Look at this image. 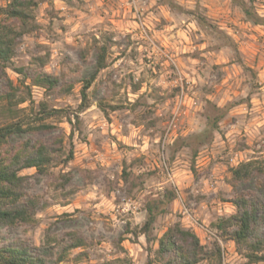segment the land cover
<instances>
[{
	"label": "rangeland",
	"instance_id": "obj_1",
	"mask_svg": "<svg viewBox=\"0 0 264 264\" xmlns=\"http://www.w3.org/2000/svg\"><path fill=\"white\" fill-rule=\"evenodd\" d=\"M33 15L37 28L19 40L15 75L7 73L17 93L11 113L0 102V127L54 126L51 134H18L14 145L62 139L57 159L40 174L54 177L50 199L30 195V185L26 193L38 198V211L54 209L66 230L36 248L53 249L49 264H165L156 256L158 240L180 223L198 230L208 264H225L220 243L231 239L212 222L236 208L233 199L212 200L220 194L217 180L231 189L232 170L264 152V26L248 21L232 0H104L103 8L96 0H41ZM101 49L106 66L97 70ZM15 69L42 70L60 85L33 86ZM7 91L0 82V92ZM41 103L60 113L47 117ZM216 108L225 116L219 131L205 136ZM169 192L175 199L147 238L140 233L146 208ZM240 195L261 200L256 189ZM72 236L85 245L58 262ZM209 236L213 248L206 250ZM12 242L35 247L20 226H0V243Z\"/></svg>",
	"mask_w": 264,
	"mask_h": 264
},
{
	"label": "trees",
	"instance_id": "obj_2",
	"mask_svg": "<svg viewBox=\"0 0 264 264\" xmlns=\"http://www.w3.org/2000/svg\"><path fill=\"white\" fill-rule=\"evenodd\" d=\"M50 1V0H44ZM41 0H10L5 7H0V82L4 83L7 92H0V102H5L7 112H12V102L16 98L17 88L9 78L4 69H10L17 54L18 42L27 34H31L37 28L33 11L38 7ZM239 6L245 17L256 26H264V18L256 14L254 7L249 10L244 0H232ZM173 7V3H169ZM205 23V21H200ZM105 49H101L97 62V70L104 69ZM19 74L26 75L33 86L47 88L49 90L60 85L57 76L47 74L39 70L36 73H29L26 69H15ZM94 76L86 80L82 89L83 101L87 99V90L90 88ZM72 86L65 89L70 92ZM43 112L47 117L59 114V111H47L44 103H41ZM86 105L82 103L81 109ZM220 112L214 118L208 119V128L204 131L205 136H212L219 131V124L225 116V111L216 108ZM79 121V115L75 116ZM27 126V127H25ZM54 126L42 123L40 125H25L21 122H12L0 127V226L15 228L21 222H26L30 216L38 211V198L29 197L26 193L27 185L24 183L28 176L18 178L17 173L24 168L36 166L40 168V174H45L47 168L57 159L62 150L61 137L57 136L53 143L41 139H26L18 145L11 140L18 134H51ZM74 132V131H73ZM264 176V161L253 160L243 162L232 170V179L238 181H252L259 184L256 188V196L239 195L231 202L236 208V214L225 219L216 218L212 225L223 236L235 240L237 249L249 250L251 264H258L264 260V256L257 255L264 252V182L257 177ZM175 199L174 193H166L159 200L154 201L146 208L147 219L140 230V233L147 238L157 217L167 212V208ZM233 228V229H232ZM232 229L230 232L229 230ZM85 241L81 237L72 236L69 244H66L62 251V262L67 253L71 250L82 248ZM54 256L53 249H47L43 253L39 248L28 246L21 242L0 243V264H49L48 259ZM156 256L165 264H199L207 259V252L201 244L198 235L191 229H185L180 223L167 229L158 240ZM148 264H154L149 259Z\"/></svg>",
	"mask_w": 264,
	"mask_h": 264
},
{
	"label": "clouds",
	"instance_id": "obj_3",
	"mask_svg": "<svg viewBox=\"0 0 264 264\" xmlns=\"http://www.w3.org/2000/svg\"><path fill=\"white\" fill-rule=\"evenodd\" d=\"M154 2V0H153ZM244 3L247 5L248 9L251 10L253 8L252 0H244ZM97 7L103 8L104 7V0H96ZM191 6V5H189ZM238 14L242 15L239 9H237ZM255 12L260 17H264V0H255ZM62 42V41H61ZM57 45H53L56 47ZM40 55H44V53H40ZM195 63V62H193ZM5 73H9L11 75H15L11 69H4ZM47 71V69H46ZM253 159H257L260 161H264V152L260 153L259 156H253ZM53 172L59 171L58 169H53ZM29 176L32 179H25L24 183L26 185H30V195L35 197H43L45 200L50 199V196L53 193L52 184L54 183V177L45 176L43 179L40 178V168L36 166L27 167L22 169L17 173L18 178H22L25 176ZM260 182H264V176L257 177ZM39 180V183H37ZM216 184L220 188V194L216 195L215 199L212 200V203L215 204L219 201L221 196L227 197L229 199H234L235 197L239 196L241 192H254L259 184H253L251 181H238L232 180V188H228L226 185L223 184V179H219L216 181ZM235 189V191L233 190ZM210 191L215 192V189ZM47 194V195H46ZM54 209H47L45 211H35L30 218L26 222H21L20 229H21V236L24 240L30 242L35 247H42L46 245L49 241V238L53 240H58L57 238L60 236L62 231L66 229L62 225H58L55 223L52 213ZM213 213H215L216 209H212ZM146 215V213H145ZM201 215H204L202 212ZM209 217L205 216V220ZM143 227V225H141ZM208 231H213L211 229H206L205 234ZM231 232V230H230ZM162 232H155L152 233V236L157 237L161 236ZM141 242H144V236L140 237ZM227 239V238H225ZM153 249H155V244L152 245ZM213 248L212 245V237H208V249L211 250ZM220 249L223 250V256L225 258V264H251L249 259L250 253L247 248L242 250L237 249V244L235 240H228L227 243L221 241ZM147 255V253H145ZM257 255L264 256V252L258 253ZM141 258V264H142ZM201 264H208V259H205L201 262ZM213 264H218V259L213 262ZM259 264H264V260H261Z\"/></svg>",
	"mask_w": 264,
	"mask_h": 264
},
{
	"label": "crops",
	"instance_id": "obj_4",
	"mask_svg": "<svg viewBox=\"0 0 264 264\" xmlns=\"http://www.w3.org/2000/svg\"><path fill=\"white\" fill-rule=\"evenodd\" d=\"M197 229H198V228H197ZM195 231H196V233L198 232V230H196V229H195ZM197 234H198V233H197Z\"/></svg>",
	"mask_w": 264,
	"mask_h": 264
},
{
	"label": "built area",
	"instance_id": "obj_5",
	"mask_svg": "<svg viewBox=\"0 0 264 264\" xmlns=\"http://www.w3.org/2000/svg\"><path fill=\"white\" fill-rule=\"evenodd\" d=\"M232 207V206H231Z\"/></svg>",
	"mask_w": 264,
	"mask_h": 264
}]
</instances>
